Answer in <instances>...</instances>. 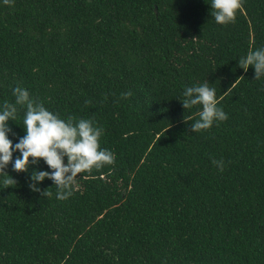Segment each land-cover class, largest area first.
<instances>
[{"label":"trees","instance_id":"1","mask_svg":"<svg viewBox=\"0 0 264 264\" xmlns=\"http://www.w3.org/2000/svg\"><path fill=\"white\" fill-rule=\"evenodd\" d=\"M212 11L210 0H0V104L25 87L61 118L102 126L115 153L78 173L67 199L48 178L29 187L42 159L10 162L0 264H264V77L238 64L264 46V0H243L224 25ZM205 82L227 119L193 132L201 106L180 99ZM25 110L9 121L14 142Z\"/></svg>","mask_w":264,"mask_h":264},{"label":"clouds","instance_id":"2","mask_svg":"<svg viewBox=\"0 0 264 264\" xmlns=\"http://www.w3.org/2000/svg\"><path fill=\"white\" fill-rule=\"evenodd\" d=\"M242 3L243 0H210L211 15L217 24L230 23ZM238 64L245 70L249 65L253 66L255 79L264 77V46L249 51L238 60ZM12 93L14 102L0 104V182L5 186L15 181L6 171L10 162L14 171H27L30 164H38L42 159L47 168L32 170L29 187L39 192V182L48 178L56 185V198L67 199L79 189L78 173L114 163L115 153L100 145L104 133L102 126L86 118L75 121L71 117L61 118L44 103L34 102L28 89L20 85L15 86ZM182 96L180 100L184 109L197 104L201 106L198 118L191 123L193 132L208 129L214 122L227 119V113L218 106L216 89L207 82L185 86ZM18 106H24L26 110L23 135L14 142L10 137L16 134L9 121L15 120ZM13 153L18 154L13 157ZM212 162L223 170V158Z\"/></svg>","mask_w":264,"mask_h":264}]
</instances>
